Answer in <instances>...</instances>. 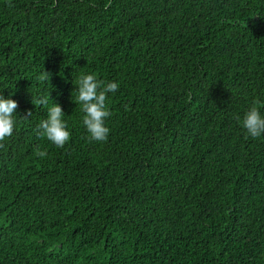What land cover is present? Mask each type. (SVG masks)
Segmentation results:
<instances>
[{
	"label": "trees",
	"instance_id": "obj_1",
	"mask_svg": "<svg viewBox=\"0 0 264 264\" xmlns=\"http://www.w3.org/2000/svg\"><path fill=\"white\" fill-rule=\"evenodd\" d=\"M11 4L0 264H264V134L241 123L254 100L264 116V0ZM82 74L119 85L104 142L82 124ZM42 95L64 112L62 148L37 135Z\"/></svg>",
	"mask_w": 264,
	"mask_h": 264
},
{
	"label": "clouds",
	"instance_id": "obj_2",
	"mask_svg": "<svg viewBox=\"0 0 264 264\" xmlns=\"http://www.w3.org/2000/svg\"><path fill=\"white\" fill-rule=\"evenodd\" d=\"M9 0V7H12ZM37 79L39 81H49L50 73L43 71ZM119 85L114 81L97 79L95 74H82L77 78V96L76 102L81 105L82 124L85 127L88 136L87 139L96 142H104L107 140L110 129L105 125V119L110 117L111 112L108 110L106 101L109 93L117 91ZM49 96L32 97L33 105H39L47 108V117L41 120L37 126V135L46 138L58 148L64 145L70 139V132L67 125L62 119L64 112L57 103L49 105ZM52 99V98H51ZM53 101V100H52ZM261 101L254 100L249 109L244 113L242 121L241 117L236 119L241 121L242 127L248 136L258 138L264 134V116L261 115L259 107ZM18 107L14 99L5 97L0 94V149L5 147V141L13 135L15 119L14 114ZM31 112L28 113V116ZM39 157L47 155L46 151L37 150Z\"/></svg>",
	"mask_w": 264,
	"mask_h": 264
}]
</instances>
